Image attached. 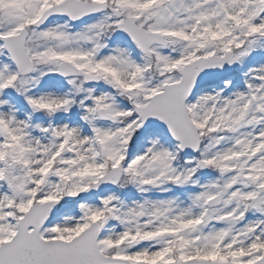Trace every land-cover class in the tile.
I'll return each instance as SVG.
<instances>
[{
  "label": "snow or ice",
  "instance_id": "snow-or-ice-1",
  "mask_svg": "<svg viewBox=\"0 0 264 264\" xmlns=\"http://www.w3.org/2000/svg\"><path fill=\"white\" fill-rule=\"evenodd\" d=\"M0 264H264V0H0Z\"/></svg>",
  "mask_w": 264,
  "mask_h": 264
}]
</instances>
